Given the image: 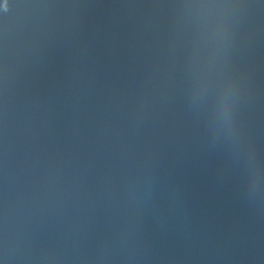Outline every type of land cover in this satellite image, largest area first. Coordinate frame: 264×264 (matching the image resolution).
<instances>
[{"label": "water", "instance_id": "obj_1", "mask_svg": "<svg viewBox=\"0 0 264 264\" xmlns=\"http://www.w3.org/2000/svg\"><path fill=\"white\" fill-rule=\"evenodd\" d=\"M0 264H264V0H0Z\"/></svg>", "mask_w": 264, "mask_h": 264}]
</instances>
